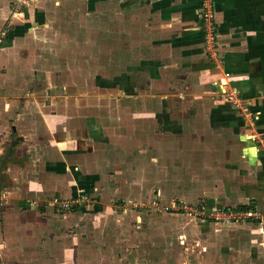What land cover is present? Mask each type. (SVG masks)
<instances>
[{
    "label": "crops",
    "instance_id": "obj_1",
    "mask_svg": "<svg viewBox=\"0 0 264 264\" xmlns=\"http://www.w3.org/2000/svg\"><path fill=\"white\" fill-rule=\"evenodd\" d=\"M201 3L33 0L18 13L12 0H0V30L9 27L0 50V264H53V259L62 264L60 250L88 264L96 257L84 256L86 235L99 228L123 229L126 216L146 209L139 204L152 189L147 168L155 158L178 164L172 173L179 176L193 173L191 186H200V179L208 182L201 190L211 204L202 205L206 212L254 213L234 221L196 216L202 225L247 226L264 238V0H215L218 56L212 50L211 58L203 46ZM108 9H116L120 34L129 40L125 49L132 52L140 36L148 57L173 71L164 74L168 85L159 96V113L166 110L158 117L164 121L153 120L145 143L129 144L127 153L115 149L124 142V117H139L132 99L113 109L76 108L74 95L58 87L74 77L59 66L65 58L74 61L69 45L77 41L71 33L76 15L89 17L98 10L104 19ZM123 49L115 51L123 56ZM222 76L229 82L223 78L220 84ZM227 84L245 109L225 99ZM123 92L139 99L133 90ZM131 135L137 139V128ZM117 158L150 160L127 170ZM196 195L199 200L201 194ZM79 196L86 199L82 205H55ZM146 203L147 209L154 208ZM71 227L73 233L65 234Z\"/></svg>",
    "mask_w": 264,
    "mask_h": 264
},
{
    "label": "rangeland",
    "instance_id": "obj_2",
    "mask_svg": "<svg viewBox=\"0 0 264 264\" xmlns=\"http://www.w3.org/2000/svg\"><path fill=\"white\" fill-rule=\"evenodd\" d=\"M16 1L12 0L11 5L16 12L23 11L33 2L30 0L28 4L17 10L14 5ZM115 10L111 12L108 9L104 19L100 18L98 10H95L89 17L76 15L77 17L72 22L74 32L71 31V33L74 38L77 37V41H73L69 45L70 51L68 50L69 56L74 61L65 58V60H60L59 66L60 71L64 70L66 73L73 71L74 77L68 83H59L58 87L60 91L62 86H66L68 92L74 95L76 108L90 106L91 108L110 107L113 109L119 106L123 107L126 101L132 99L134 114L139 113V117L132 120L124 117L122 124L124 127L120 125L125 130L122 133L124 142L116 144L117 150L115 149L117 153L122 150L127 153L128 149H124L125 147L129 144L135 145L136 141L144 144L147 133L155 126L151 122L163 118L162 116L158 117L162 115L163 110H166L162 109L159 113V107H162L163 102L159 96L162 94L163 87L168 85V81H166L168 76L165 78L164 74L170 71L173 73V71L168 70L166 64L148 57L150 53H146V45L141 42L140 36H137L138 43H136L137 40L134 41L135 48L132 52L125 49V46L128 47L129 40L127 36L120 34V26L115 20ZM201 26L204 31L203 46L206 55L211 58L213 50L218 56L217 49H214L218 47L217 42L213 43L214 39L207 42V29L203 21ZM211 28L215 35L217 25L214 19ZM78 31L80 34L77 33ZM143 37L146 38L145 35ZM141 45L142 47L138 50ZM119 47L124 48L123 56L115 51ZM67 53L64 51L63 54ZM69 64H73V67L71 65L70 67ZM122 75H126V79L122 83H117L118 78ZM223 78H225L223 81H228L226 76H222L220 84H223L221 81ZM227 86L229 85H225V87ZM122 90L126 93L128 90L135 91V95H138L139 97H136L139 99L126 96ZM139 91L143 92V98L140 97L141 92ZM223 92L225 96H236L237 94L232 92L229 87L223 89ZM117 96L123 97V100H119L116 98ZM236 99L234 102L241 104L240 101H235ZM228 100L234 106L231 99L228 98ZM244 107L247 105L243 104L241 109ZM152 114L153 116L157 115V118ZM176 115L180 116L178 111ZM97 116L98 114L91 117L90 120H96ZM162 120L164 121V119ZM148 122L151 123V126ZM112 123L114 122L112 121ZM136 128L137 139L141 137L140 140L134 139L136 137L132 136L134 133L131 135ZM134 149L133 147L132 150ZM117 160L123 162L124 165L120 166L131 170L132 167L141 165L139 162L142 160H150V158H117ZM150 163H152V167L147 170L150 171L148 176L152 180V189L148 191L147 195H144V197L147 196L145 200L138 203L146 209L142 210V214L126 216L127 221L124 224L128 225L123 229L107 232L104 228L103 231L99 228L94 233L95 235H86L87 242L84 243L88 245V248L84 256L96 257L88 261V264H93L91 262H95V264H264V246L261 245L264 243V238L263 233L253 232L257 229H249L247 226L237 227L227 223L209 227L201 224L195 215L197 212L175 210L170 213L171 210L166 211L161 208L150 207L147 209L146 205L149 203L146 202H151L150 204L159 206H176L179 210L196 207L202 210L204 209L202 205L209 202V197H204L201 192L208 184L207 181L200 179L197 182L201 184V187L191 186L195 180L194 174L184 173L179 176L177 173H172L177 170L178 164L171 166L173 162L169 158L166 161L164 158H155V160H150L149 165ZM167 169L170 171L166 172ZM116 171L119 172L120 168ZM130 172L134 173V168ZM121 173L125 174L126 171L121 170ZM145 173L147 172L145 171ZM196 193L201 194L199 200L196 198L200 195H196ZM132 200L138 201L136 198H132ZM93 222L96 223L95 220ZM72 227L64 233H73ZM66 252L60 250V263L84 264L82 260H78L77 256L73 260L72 255L65 254ZM78 255L83 256L82 254ZM53 260V264H55V259Z\"/></svg>",
    "mask_w": 264,
    "mask_h": 264
},
{
    "label": "built area",
    "instance_id": "obj_3",
    "mask_svg": "<svg viewBox=\"0 0 264 264\" xmlns=\"http://www.w3.org/2000/svg\"><path fill=\"white\" fill-rule=\"evenodd\" d=\"M30 0H17L14 5L15 7L18 9L22 8L24 5L28 4ZM215 0H202L201 3V18L202 21L207 29L206 32V39H208L207 42H210L209 40H213L214 38V31L211 28L213 25V19H214V11H215V6H214ZM14 9V8H13ZM15 10V9H14ZM19 12V11H17ZM8 34V29L7 26L3 25L1 30H0V50L5 42V39L7 37ZM205 39V40H206ZM211 48V45H210ZM231 99L232 103L234 106L241 108L242 101L240 100V98H237L236 96H232V95H226L225 99L227 101ZM237 98L235 101H240L241 104L234 102V99ZM245 109V107H244ZM86 201V199L82 196L76 197L74 199H70V200H56L55 201V205L57 206V208L59 209H67L70 206L74 205V204H79L82 205L84 202ZM155 208H161L163 210L166 211H183V210H189L191 211V213L197 212V216H208L211 217L215 220H223V221H234V220H239V219H244L250 216H253L254 213H252L251 211H247V210H242V209H213L210 212H206L204 209L200 210L198 209V207L196 208H186V209H178L176 208V206H159V205H153Z\"/></svg>",
    "mask_w": 264,
    "mask_h": 264
},
{
    "label": "trees",
    "instance_id": "obj_4",
    "mask_svg": "<svg viewBox=\"0 0 264 264\" xmlns=\"http://www.w3.org/2000/svg\"><path fill=\"white\" fill-rule=\"evenodd\" d=\"M239 208H243V207H239Z\"/></svg>",
    "mask_w": 264,
    "mask_h": 264
}]
</instances>
